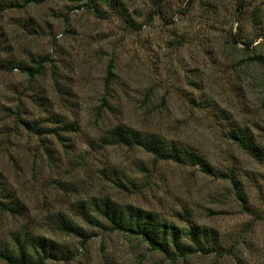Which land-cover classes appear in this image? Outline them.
<instances>
[{
    "label": "rangeland",
    "instance_id": "obj_1",
    "mask_svg": "<svg viewBox=\"0 0 264 264\" xmlns=\"http://www.w3.org/2000/svg\"><path fill=\"white\" fill-rule=\"evenodd\" d=\"M23 1L0 0V250L27 234L53 241L43 264H264V159L229 137L264 153V0ZM121 126L141 141L110 143ZM104 199L181 251L111 230Z\"/></svg>",
    "mask_w": 264,
    "mask_h": 264
},
{
    "label": "trees",
    "instance_id": "obj_2",
    "mask_svg": "<svg viewBox=\"0 0 264 264\" xmlns=\"http://www.w3.org/2000/svg\"><path fill=\"white\" fill-rule=\"evenodd\" d=\"M41 1L42 0H24L21 4L24 6L28 3H37ZM25 125L36 133V123L30 125L27 121ZM48 132L58 135V132L55 129H50ZM229 137L253 158L257 160L264 159V153L261 150V147L250 135H248L247 130L237 131ZM109 139L110 143L124 144L128 146L132 143H139L141 141L140 137H138L134 130L123 126L113 128L109 133ZM148 145L147 151L154 157L161 159L171 158L179 162L186 160V157L193 158L191 161L199 160V157L188 153L186 150L177 149L171 145L166 146L157 140H151ZM229 180L234 183L232 177ZM94 207L97 213L109 222V228L111 230H121L140 235L153 249H162L163 243L168 239L176 250H180V241L177 238L174 227L167 228V226L157 221L151 215L146 214L143 210L129 207L125 211L121 207L110 202L108 199L95 202ZM10 208L11 207H5V209L11 211ZM82 217L86 221H91L90 215L86 212L82 213ZM57 228L65 233H72L81 237H86L80 227L65 218H62L58 222ZM189 234L193 240L197 241L192 227L189 229ZM14 243L15 251L11 250V248L0 250V259L6 264H43V259L54 257L56 254L52 249L53 241L50 239L45 240L44 237H33L26 234V236L23 235L17 237ZM30 249H33L36 254V259H33V253L30 252Z\"/></svg>",
    "mask_w": 264,
    "mask_h": 264
}]
</instances>
